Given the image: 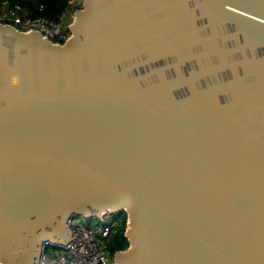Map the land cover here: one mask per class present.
I'll return each instance as SVG.
<instances>
[{
    "label": "water",
    "instance_id": "water-1",
    "mask_svg": "<svg viewBox=\"0 0 264 264\" xmlns=\"http://www.w3.org/2000/svg\"><path fill=\"white\" fill-rule=\"evenodd\" d=\"M69 31L0 23V264L105 210L114 264H264V0H82Z\"/></svg>",
    "mask_w": 264,
    "mask_h": 264
},
{
    "label": "built area",
    "instance_id": "built-area-1",
    "mask_svg": "<svg viewBox=\"0 0 264 264\" xmlns=\"http://www.w3.org/2000/svg\"><path fill=\"white\" fill-rule=\"evenodd\" d=\"M80 2L69 0L73 5ZM75 10H70L67 17L61 15L56 22L45 16L23 18L15 10L9 9L0 13V23L11 24L22 31L37 30L51 42L62 43L70 34L69 26L65 28L66 20L71 17L73 20ZM116 218L117 213L110 210L102 211L100 216L92 214L87 218L71 217L67 221L68 241L65 244H44L39 264H114L115 252L108 247V241L115 231Z\"/></svg>",
    "mask_w": 264,
    "mask_h": 264
},
{
    "label": "trees",
    "instance_id": "trees-1",
    "mask_svg": "<svg viewBox=\"0 0 264 264\" xmlns=\"http://www.w3.org/2000/svg\"><path fill=\"white\" fill-rule=\"evenodd\" d=\"M6 3L9 9L15 10L23 18H33L45 16L53 21H59L60 16L68 13L72 9H77L81 4L74 7L69 0H0ZM67 18L66 21H69ZM117 225L114 233L110 236L108 247L111 251L125 250L128 247V241L125 237L127 225V216L124 212L117 213Z\"/></svg>",
    "mask_w": 264,
    "mask_h": 264
},
{
    "label": "rangeland",
    "instance_id": "rangeland-1",
    "mask_svg": "<svg viewBox=\"0 0 264 264\" xmlns=\"http://www.w3.org/2000/svg\"><path fill=\"white\" fill-rule=\"evenodd\" d=\"M81 2H82V0H81ZM81 2L79 3V4H81ZM76 5H78V3L77 4H74V7L76 6ZM7 6V4L6 3H1L0 4V13H3V12H5V11H7V10H9V8L8 7H6ZM73 10H75V9H73ZM70 17V16H69ZM71 21H72V17H71V19H69V21H66V23H65V28L67 27V26H69L68 24H70L71 23ZM67 30V29H66ZM75 218H80V216H77V217H75ZM81 221H83V223L85 224V225H87V222L85 221V220H82L81 219Z\"/></svg>",
    "mask_w": 264,
    "mask_h": 264
}]
</instances>
